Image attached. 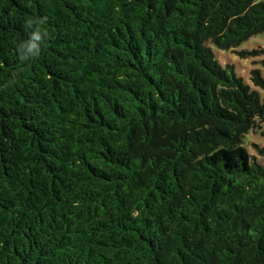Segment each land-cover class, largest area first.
Masks as SVG:
<instances>
[{
  "label": "trees",
  "instance_id": "trees-1",
  "mask_svg": "<svg viewBox=\"0 0 264 264\" xmlns=\"http://www.w3.org/2000/svg\"><path fill=\"white\" fill-rule=\"evenodd\" d=\"M259 33L264 0H0V264H264V76L215 52Z\"/></svg>",
  "mask_w": 264,
  "mask_h": 264
},
{
  "label": "rangeland",
  "instance_id": "rangeland-1",
  "mask_svg": "<svg viewBox=\"0 0 264 264\" xmlns=\"http://www.w3.org/2000/svg\"><path fill=\"white\" fill-rule=\"evenodd\" d=\"M264 49V33H259L250 37L236 48L222 50L215 48V52L219 61L225 65L226 63L234 64L235 71L238 76L255 88L250 77L252 68H259L264 76V64L261 60L264 58V52L258 54L241 55V51H253ZM261 96H264V89L257 88ZM243 145L250 154L255 156V160L264 164V157L258 154L256 146H264V122L255 131H250L243 136Z\"/></svg>",
  "mask_w": 264,
  "mask_h": 264
},
{
  "label": "clouds",
  "instance_id": "clouds-1",
  "mask_svg": "<svg viewBox=\"0 0 264 264\" xmlns=\"http://www.w3.org/2000/svg\"><path fill=\"white\" fill-rule=\"evenodd\" d=\"M43 19L28 17L25 19L24 28L27 31V38L17 42L16 47L21 61L35 59L39 56L41 43L47 37V33L42 31L40 25Z\"/></svg>",
  "mask_w": 264,
  "mask_h": 264
}]
</instances>
